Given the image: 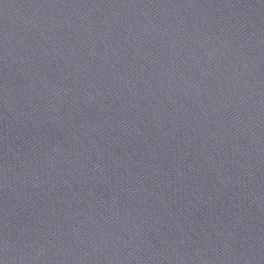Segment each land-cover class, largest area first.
I'll list each match as a JSON object with an SVG mask.
<instances>
[{"label":"water","instance_id":"obj_1","mask_svg":"<svg viewBox=\"0 0 264 264\" xmlns=\"http://www.w3.org/2000/svg\"><path fill=\"white\" fill-rule=\"evenodd\" d=\"M0 264H264V0H0Z\"/></svg>","mask_w":264,"mask_h":264}]
</instances>
